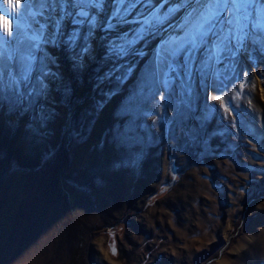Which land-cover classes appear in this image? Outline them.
Returning a JSON list of instances; mask_svg holds the SVG:
<instances>
[{
  "label": "rangeland",
  "instance_id": "obj_1",
  "mask_svg": "<svg viewBox=\"0 0 264 264\" xmlns=\"http://www.w3.org/2000/svg\"><path fill=\"white\" fill-rule=\"evenodd\" d=\"M108 35L77 64L47 49L68 91L46 126L0 106V264H264V52L202 53L165 87L157 34L117 83Z\"/></svg>",
  "mask_w": 264,
  "mask_h": 264
},
{
  "label": "snow or ice",
  "instance_id": "obj_2",
  "mask_svg": "<svg viewBox=\"0 0 264 264\" xmlns=\"http://www.w3.org/2000/svg\"><path fill=\"white\" fill-rule=\"evenodd\" d=\"M21 7L17 19H10ZM128 25L127 31H118ZM97 31L109 34L105 53L112 68L105 79L117 83L133 70L128 58L141 55L138 46L163 34L155 65L166 69L162 75L167 87L170 73L190 69L202 53L222 63L247 52L250 45L264 52V0H14L10 13L0 8V106L32 112L46 126L53 85L68 91L47 49L71 51L77 64L87 58ZM159 98L165 99L163 91ZM37 130L43 131L39 126Z\"/></svg>",
  "mask_w": 264,
  "mask_h": 264
}]
</instances>
